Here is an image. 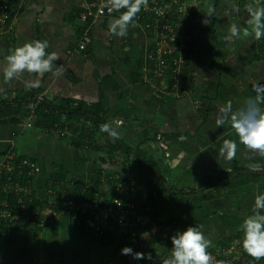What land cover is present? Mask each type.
Here are the masks:
<instances>
[{"label": "crops", "instance_id": "0c3cea01", "mask_svg": "<svg viewBox=\"0 0 264 264\" xmlns=\"http://www.w3.org/2000/svg\"><path fill=\"white\" fill-rule=\"evenodd\" d=\"M88 1L22 0L12 11L9 29L0 32V68L6 67L4 58L11 49L32 39L48 41L47 51L58 53L60 58L54 62L51 73L24 74L10 83H4L0 76L2 97L10 99L36 88L42 95L88 104L97 103L102 96L106 109L116 117L114 122L123 142L136 147L146 141L141 149L154 159L163 182L173 193L196 190L219 172H231L234 168L264 173V155L250 152L243 145L237 144L236 156L231 161L219 156L224 140H237L234 130L227 125L217 128L219 107L231 102L234 110L239 108L246 98L254 96L255 84H264V37L232 43L224 39L228 24L236 22L243 27L241 22L247 17L243 10H239V15L232 13L233 0H200L196 9L191 10L195 36L185 53L186 58L190 57L186 60L191 66L190 89L164 97L146 74L150 68L145 63L151 49L149 36L135 24L128 26L127 36L117 37L109 31V24L118 16L101 18L94 25L88 49L75 52L83 33L79 16ZM256 1L244 0L246 12ZM235 4L238 7L237 1ZM205 18L207 25L202 23ZM245 27L251 31L250 26ZM33 79L39 81L38 86L31 85ZM165 134L170 138L165 139ZM153 138H161L159 147ZM7 150L36 164L37 174L29 185L34 204L36 199L49 200L47 190L53 178L62 177L68 191L82 197L98 172L100 176L131 178L133 183L139 176L132 162L120 166L104 154L77 150L56 134L35 128L24 117L17 123H0V159ZM152 176L133 194L137 206L156 214L162 230L156 234V223L151 222L146 230L149 239L144 238L140 246L129 247L134 251H151L157 264H163L170 256L169 236L176 229L201 225L211 247L235 234L243 219L251 214L254 195L264 191V177L255 182L240 177L192 194L183 202L169 190H157L160 178ZM106 177L102 179L104 184ZM11 183L21 189L28 185L25 176L0 173V193H6L4 186ZM103 189L104 193L108 190L105 185ZM10 195L19 200V195ZM3 205L0 202V208ZM16 223L20 224L0 240V264H147L119 255L113 241L85 235L66 213L52 217L51 223L41 229L27 221ZM151 238L167 240L164 242L169 244L161 246L155 240L151 243Z\"/></svg>", "mask_w": 264, "mask_h": 264}, {"label": "trees", "instance_id": "16d2710c", "mask_svg": "<svg viewBox=\"0 0 264 264\" xmlns=\"http://www.w3.org/2000/svg\"><path fill=\"white\" fill-rule=\"evenodd\" d=\"M215 1L216 3H218L220 0ZM235 1H237V5L240 11L243 10L242 12L247 16L246 19L241 22L242 26L245 27L247 25V20L249 17L248 12H246V10L244 9V0ZM15 4L17 5L18 3L15 1ZM239 14L240 13L238 12V15ZM189 30L191 32L190 34H192L193 26L191 21L189 22ZM192 45L193 42L191 44V47ZM261 50L263 49L261 48ZM186 60L189 61L190 57L185 58V66L181 73L182 86H184V90H189L191 66L190 63H187L188 61L186 62ZM172 70H174V67L171 64L167 66L163 78H157L152 73L148 75V78L154 85V89H157L158 93L162 94L163 97L166 95H175L171 91L172 83L170 82V79L172 76ZM15 95V97L10 99L4 98L0 95V123H17L20 117H24L25 119H28V121H31L32 125L35 128L49 134H56L62 140H67L70 146L77 150L85 149L104 154L110 161L115 159L117 165L120 164V166H125L126 164L132 162L137 172L139 173L138 180L137 182L135 181L136 184H134L135 182L133 183L134 180L131 178L116 176H108V178L106 176H100V173L98 172V175L95 176V179H93L91 185L88 187L87 192H85L82 197H76L72 195L66 188L67 183L62 177L52 179V183L49 184L50 187L47 190L48 196L52 197L54 201H56V204L52 206L50 210L54 213L52 217L55 218L60 216L61 214L66 213L70 217L72 223L76 225L85 235L90 237H93V235L87 234L84 231L83 227L84 225L92 221V217L90 215L81 216L78 213L74 212L71 208L62 206V204H59L60 202L64 200H71L76 204H80L82 202L92 203L95 201L96 196H101L104 194L106 195V193H104L105 190L103 189L104 185L108 189L107 192H112V189H114L117 184L126 182V187L128 189L124 196V202L135 204L136 200L134 199L135 194H133V191H135V189H139V187L142 186L144 182L146 183L148 179L153 178V174L156 177L160 178L157 190H169L171 194L175 195L176 198L181 199L183 202H185L186 197H189L192 194L200 193L206 190L209 191L211 190L210 188L226 183L227 181L231 182L239 179L240 177H247L248 181L250 180L251 182H255L261 177H264L261 176L264 175V173H252L248 170L242 171L234 168L231 172H219L211 181L200 185L196 190H182L175 191L173 193L172 190L166 187L165 182H163L162 176H160V172L158 169H156V166L154 164V159L149 157L147 155L148 153L145 150L141 149V146L144 144V142L146 143V141H144L142 144L137 145L136 147H131L124 143L123 139L120 136H118L117 139L113 140L112 138L108 137L106 133L100 131V126L106 122L110 123L113 128H117L114 122L116 117L112 116L106 109V106L103 104L102 96L97 103L88 104L83 101H76L72 99H58L42 95V92L39 88L31 89L22 94L17 93ZM204 114H206V112ZM123 120L128 121L129 119L127 120V118H123ZM165 135V139L170 138V136H167L168 134ZM97 139L99 140L98 144H96ZM153 142H155L157 147H159L158 145L161 142V138H153ZM118 158H121V160ZM14 176L21 175L16 174ZM105 177L107 178L106 184H104L105 179L102 180ZM0 202L2 204L4 203L3 208H0V210L2 209L4 211L10 212L13 215L16 213L17 198L14 195L1 192ZM57 202L59 203L57 204ZM36 206L40 207L42 210L48 207L46 202H41L37 199L35 200L34 204V207ZM147 214L150 217L149 220L152 223H156V234H160L162 229L158 227L159 224L158 222H156L157 219L155 218L156 214L151 211ZM49 223L51 222L47 221L44 227L49 225ZM19 224L20 223L16 222L13 223L12 229ZM110 225H112V221H106L105 226ZM149 226L150 224L142 227L138 225L133 228L134 234H129L126 237L121 233H117L114 231L115 233L112 232L113 234L110 235L108 242L113 241L111 242L114 245L113 248L120 255V250L124 246H140L142 240L145 238V236H143L144 232ZM37 228L41 229L42 227ZM8 231L9 229H4L1 231L2 238L6 234H8ZM241 239L242 233L239 230L235 234L229 236L226 240L210 247L207 251L210 253L211 258L216 256L215 258L217 260V263L221 262V258L219 257V255L222 253V251L225 250L226 252L227 250L233 248V252H240L242 258L246 261V263L264 264V258L256 260L243 251L240 244ZM154 240L155 238H151L150 242L153 243ZM164 241L167 240L161 241V239H159L158 241H156V244L159 243L161 246H168L169 243ZM146 243H148V241ZM234 264L241 263L235 262Z\"/></svg>", "mask_w": 264, "mask_h": 264}, {"label": "built area", "instance_id": "2783aa9c", "mask_svg": "<svg viewBox=\"0 0 264 264\" xmlns=\"http://www.w3.org/2000/svg\"><path fill=\"white\" fill-rule=\"evenodd\" d=\"M15 1L18 3L15 4ZM22 0H0V32L9 29L11 13L21 5ZM200 0H147L146 6H142L141 11L135 18V25L149 36L151 49L146 53V61L149 69L146 74H154L157 78H163L167 66L174 67L170 82L171 91L177 94L182 86V70L185 66V53L189 50L195 33L190 34L189 22L192 15L191 10L196 9V4ZM126 9L110 10L108 0H89L84 4L83 11L79 16L83 24V33L80 36L75 52H85L92 42V30L95 23L105 17L120 16ZM120 124V123H119ZM0 173L9 176L21 175L26 177L27 186L19 188L18 186H4L7 194L19 195L17 201L18 207L13 215L10 212L0 210V240L1 231L11 229L15 222H30L36 227H44L45 223L52 221L53 212L48 213L56 201L52 197L47 200V206L44 210L40 207H34V198L32 195L31 180L37 174L36 164L27 158H21L7 150L0 159ZM11 181V178L7 179ZM132 185V184H131ZM126 182L117 184L112 192H106V195L96 196L92 203L82 202L76 204L71 200L57 202L71 208L79 215H90L92 221L84 225V231L102 240L108 241L110 235L117 232L123 236L133 235V228L136 226L151 225L147 219V213L136 204L124 202V196L127 192ZM51 194V193H50ZM33 207V208H32ZM50 215V216H49ZM112 221V225L105 226L106 221ZM142 220H144L142 222ZM80 222V221H79ZM105 224V225H104ZM107 230V231H105ZM115 231V232H114ZM113 232V233H112ZM145 238L149 235L144 232ZM233 248L219 255L221 262L217 263L216 256L212 257L210 264H250L242 258L240 252H233Z\"/></svg>", "mask_w": 264, "mask_h": 264}, {"label": "clouds", "instance_id": "9594fccd", "mask_svg": "<svg viewBox=\"0 0 264 264\" xmlns=\"http://www.w3.org/2000/svg\"><path fill=\"white\" fill-rule=\"evenodd\" d=\"M110 10L126 9L119 17L109 24V31L117 37L127 36L128 26L135 23L137 14L147 0H108ZM235 0L232 3V13L239 12ZM248 27H241L232 22L227 26L225 41L232 43L249 37L259 40L264 37V7L247 9ZM202 23L207 25L206 18ZM50 45L46 40L32 39L10 50L4 58L6 67L0 68V76L4 83H10L24 74L39 76L53 72L54 62L60 57L56 52H49ZM59 71V70H58ZM54 75L58 73H53ZM33 87L39 85L37 79L30 81ZM254 96L248 97L243 104L233 109L231 102L220 106L215 124L217 128L227 125L233 129L237 140H224L219 149V156L231 161L237 153V144L243 145L247 150L264 155V84L257 83L253 87ZM100 131L106 133L113 140L119 136L117 128L110 123L100 126ZM194 162V161H193ZM192 162V164H193ZM255 171V166H249ZM242 233L240 241L243 251L256 260L264 258V191L254 195L251 214L247 215L239 226ZM171 243L170 256L163 264H210L211 256L207 251L211 241L205 236L201 225L189 224L183 229H176L169 236ZM121 255L130 256L135 260H144L147 264H157V259L151 251H134L129 246L120 250Z\"/></svg>", "mask_w": 264, "mask_h": 264}, {"label": "rangeland", "instance_id": "374dc122", "mask_svg": "<svg viewBox=\"0 0 264 264\" xmlns=\"http://www.w3.org/2000/svg\"><path fill=\"white\" fill-rule=\"evenodd\" d=\"M257 1H259V0H257ZM257 1H256V2H252V4H253L252 7H253V8L263 7V5H264V4H263V1H264V0H260L259 3H258ZM149 149H152V148L150 147ZM149 218H150V217H149V215L147 214V219H149ZM143 221H144V220H142V222H143ZM152 231H154V228H152ZM149 232L152 233L151 231H149ZM154 232H155V231H154Z\"/></svg>", "mask_w": 264, "mask_h": 264}]
</instances>
